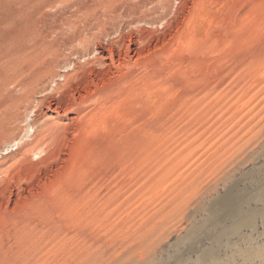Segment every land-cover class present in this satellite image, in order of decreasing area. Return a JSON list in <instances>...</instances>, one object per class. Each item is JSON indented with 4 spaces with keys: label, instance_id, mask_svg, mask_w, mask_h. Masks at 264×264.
Returning <instances> with one entry per match:
<instances>
[{
    "label": "rangeland",
    "instance_id": "rangeland-1",
    "mask_svg": "<svg viewBox=\"0 0 264 264\" xmlns=\"http://www.w3.org/2000/svg\"><path fill=\"white\" fill-rule=\"evenodd\" d=\"M185 2L0 0V264H264V0Z\"/></svg>",
    "mask_w": 264,
    "mask_h": 264
},
{
    "label": "bare ground",
    "instance_id": "bare-ground-1",
    "mask_svg": "<svg viewBox=\"0 0 264 264\" xmlns=\"http://www.w3.org/2000/svg\"><path fill=\"white\" fill-rule=\"evenodd\" d=\"M157 1V0H156ZM159 1V0H158ZM174 1V0H173ZM186 0H181V3L182 4H186L187 2H185ZM205 1V0H204ZM178 5V4H177ZM188 5V4H187ZM203 6V5H202ZM168 7L170 8V4L168 5ZM168 7H167V9H168ZM141 8V7H140ZM189 8V7H188ZM143 9V8H142ZM194 9H195V7H194ZM138 10V9H137ZM169 10V9H168ZM168 10L166 11L165 10V13H167L168 12ZM172 10V9H171ZM143 11V10H142ZM147 11V10H146ZM136 12V11H135ZM139 12H141V11H139ZM194 12V11H193ZM133 13V12H132ZM137 13V12H136ZM136 13L134 14V15H136ZM138 14V13H137ZM142 14V13H141ZM168 14H170V13H168ZM139 15H140V13H139ZM139 15H138V17H139ZM144 15V14H143ZM159 15H161V14H159ZM131 16V15H130ZM133 16V15H132ZM145 16V15H144ZM149 16V15H148ZM147 16V18L148 19H146V18H136V19H140V21H141V19L143 20V22L145 21V22H147V21H149V23H154V22H157V20H163V18L165 17V14L163 15L164 17L162 18L161 16H160V18H159V16H157L158 17V19L156 20V19H154V16H153V18L152 19H149L150 17H148ZM167 16V15H166ZM174 16V15H173ZM135 17V16H134ZM166 18V17H165ZM198 18V17H197ZM130 19V18H129ZM169 19V18H168ZM192 20V19H191ZM135 21H137V20H135ZM171 21V20H170ZM175 21V20H174ZM142 22V21H141ZM195 23V22H194ZM126 24V23H125ZM170 25H171V23H169ZM182 25V24H181ZM192 26V25H191ZM196 26V25H195ZM184 27H185V25H184ZM195 29V28H194ZM193 30V29H192ZM143 31V30H142ZM95 32V31H94ZM116 32V31H115ZM121 32V31H120ZM196 32V31H195ZM181 33H182V31H181ZM187 33V32H186ZM190 34V33H189ZM144 35V34H143ZM124 37V36H123ZM174 37H175V35H174ZM177 38V37H176ZM39 39V38H38ZM106 39V38H105ZM118 39H120V38H118ZM123 40H124V38H122ZM175 39V38H174ZM178 39V38H177ZM185 39V38H184ZM147 40H149V37H148V39ZM183 40V39H182ZM189 40V39H188ZM28 41V40H27ZM125 41V40H124ZM124 41H123V43H124ZM174 41V40H173ZM157 42V41H156ZM167 42V41H166ZM79 43H81V42H79ZM94 43V42H93ZM129 43L131 44H129L128 46H126L125 47V51H124V53H118L119 54V56H120V60L122 59V61L124 62V64L123 63H121V61H120V66H118L119 67V71H122V72H124L123 70H122V68L123 67H125L126 65H128L129 63H130V61H131V59H128V58H131V56L128 54V52H129V50H130V47L132 48V44H134V45H138V47L137 48H135V49H133L139 56H141L142 57V55H143V53H145V51L146 50H148V49H146L145 50V48H143L142 46L143 45H145L144 43H146V44H148L147 43V41H145L144 40V38H142V35H141V37H137V39H134L133 38V36H130L129 37ZM118 44V43H117ZM122 44V43H121ZM149 44H150V42H149ZM166 44V43H165ZM22 45V44H21ZM74 45V44H73ZM79 46H80V44H79ZM125 46V45H124ZM147 46V45H146ZM145 46V47H146ZM165 46V45H164ZM71 47H72V45H71ZM149 47V46H148ZM163 47V46H162ZM76 48V47H75ZM143 48V49H142ZM205 48V47H204ZM141 49V50H140ZM74 50V49H73ZM143 50H145V51H143ZM70 51V50H69ZM110 51H111V53L113 54V52H114V50H113V48L112 49H110ZM152 51V50H151ZM79 52V51H78ZM148 52V51H147ZM158 52V51H157ZM179 52V51H178ZM11 53V52H10ZM117 54V55H118ZM76 56H78V54L76 55ZM146 56V55H145ZM112 57H113V60H114V55H112ZM144 57V56H143ZM180 57V56H179ZM74 58V57H73ZM104 57H102V60H104L103 59ZM139 58V57H138ZM155 58H156V56H155ZM161 58V57H160ZM108 59H110L109 57H108ZM144 59V58H143ZM148 59V58H147ZM146 60V59H145ZM149 61H150V59H148ZM119 61V60H118ZM136 61H138V59L136 60ZM158 61V60H157ZM57 62V61H56ZM70 62V61H69ZM112 62V61H111ZM147 62V61H146ZM145 62V63H146ZM133 63H134V61H133ZM56 64V63H55ZM54 65V64H53ZM118 65V64H117ZM129 65H131V64H129ZM145 65V64H144ZM148 65V64H147ZM102 66V65H101ZM137 66V65H136ZM115 67V66H114ZM117 67V68H118ZM50 68V67H49ZM131 68V67H130ZM53 69V68H52ZM102 69V68H101ZM30 70V69H29ZM116 70H118V69H116ZM48 71V70H47ZM65 71V70H64ZM127 71V70H126ZM126 71L123 73L124 75H125V73H126ZM130 71H132V70H130ZM121 72V73H122ZM45 74H46V72H44ZM115 72H113V70H112V68H107L106 69V71H105V73H103L102 74V76H101V80H102V82H103V84H107L108 83V81H106V80H108V79H111V77L113 76V74H114ZM49 75V74H48ZM116 75V74H115ZM127 75V74H126ZM47 76V75H46ZM45 76V77H46ZM55 76V75H54ZM69 76V74L68 75H64L63 74V77L66 79L67 77ZM51 77V76H50ZM79 77V76H78ZM57 78V77H56ZM71 77H69V79H70ZM113 78V77H112ZM45 79V78H44ZM68 79V78H67ZM48 80V79H47ZM89 81V80H88ZM110 82H111V80H109ZM113 81V80H112ZM115 82V81H114ZM95 83H97V82H95ZM58 84H59V82H58ZM110 84H113V82L112 83H110ZM65 85V84H64ZM63 85V86H64ZM67 85V84H66ZM91 85V84H90ZM96 85H98V83L96 84ZM105 86V85H104ZM103 86V87H104ZM43 87V86H42ZM107 87V86H106ZM124 87V86H123ZM70 88V87H69ZM105 88V87H104ZM104 88H103V90H104ZM85 90H88V92H90L92 89H90V87L86 84L85 85ZM90 90V91H89ZM95 90H97V91H100V90H102V89H99L98 87L95 89ZM110 90V89H109ZM43 91V90H42ZM92 91H94V90H92ZM103 92H105V91H103ZM144 92V91H143ZM73 93V92H72ZM87 93V92H86ZM102 93V92H101ZM92 94H93V92H92ZM95 94H96V92H95ZM94 95V94H93ZM97 95V94H96ZM145 95V94H144ZM101 96V95H100ZM103 96H104V94H103ZM135 97V96H134ZM75 98V97H74ZM99 99V98H98ZM82 102V101H81ZM99 105V104H98ZM47 106V105H46ZM84 106V105H83ZM82 107V106H81ZM50 108V107H49ZM71 108V107H70ZM50 116V115H49ZM111 117H113V116H111ZM8 118V117H7ZM107 119V118H106ZM4 120V119H3ZM89 120V119H88ZM100 120V119H99ZM65 126V125H64ZM89 126V125H88ZM95 129V128H94ZM8 132V131H7ZM43 143V142H42ZM83 144V143H82ZM138 146V145H137ZM137 149V148H136ZM55 152V151H54ZM132 152V151H131ZM53 153V152H52ZM59 154V153H58ZM129 154V153H128ZM122 155V154H121ZM132 155V154H131ZM43 156V155H42ZM135 157V156H134ZM124 158V157H123ZM134 159V158H133ZM55 160V159H54ZM75 160H77V159H75ZM125 160V159H124ZM50 161V160H49ZM120 161V160H119ZM46 166V165H45ZM60 166V165H59ZM71 166H72V164H71ZM71 170V169H70ZM69 174V173H68ZM70 176V175H69ZM55 180V179H54ZM76 180V179H75ZM52 181V180H51ZM235 199H236V195H235V193L234 192H227V195L225 196V198L224 199H221V200H218L217 201V203H218V205H219V207H215L214 209H213V211H212V214L213 215H215V214H217L218 213V211H220L221 209H226V210H230L231 211V213L234 215L235 213H237V212H239V209H237V207H236V201H235ZM251 214H252V212L251 211H249V212H246L244 215H243V217L241 218V222L242 223H248V222H250V220H251ZM36 241V240H35ZM34 241V242H35ZM40 241V240H39ZM43 242V241H42ZM36 244V243H35ZM38 244V243H37ZM32 246V245H31ZM31 249V248H30ZM32 254V253H31Z\"/></svg>",
    "mask_w": 264,
    "mask_h": 264
}]
</instances>
